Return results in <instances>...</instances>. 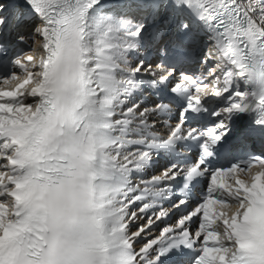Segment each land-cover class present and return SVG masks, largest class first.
I'll return each instance as SVG.
<instances>
[{"label": "snow or ice", "instance_id": "obj_1", "mask_svg": "<svg viewBox=\"0 0 264 264\" xmlns=\"http://www.w3.org/2000/svg\"><path fill=\"white\" fill-rule=\"evenodd\" d=\"M11 18L0 264H264V0H0Z\"/></svg>", "mask_w": 264, "mask_h": 264}, {"label": "bare ground", "instance_id": "obj_2", "mask_svg": "<svg viewBox=\"0 0 264 264\" xmlns=\"http://www.w3.org/2000/svg\"><path fill=\"white\" fill-rule=\"evenodd\" d=\"M9 24L12 26V28L14 29H16V30H18V24L16 23V20L14 19V18H11L10 19V22H9ZM36 45L38 46H40V42H39V40H37V42H36ZM142 222V221H141ZM144 242V239L142 238L140 241H139V243H143ZM138 246H139V244H138Z\"/></svg>", "mask_w": 264, "mask_h": 264}]
</instances>
